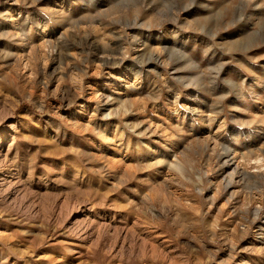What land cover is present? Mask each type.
<instances>
[{
	"label": "rangeland",
	"instance_id": "374dc122",
	"mask_svg": "<svg viewBox=\"0 0 264 264\" xmlns=\"http://www.w3.org/2000/svg\"><path fill=\"white\" fill-rule=\"evenodd\" d=\"M0 264H264V0H0Z\"/></svg>",
	"mask_w": 264,
	"mask_h": 264
}]
</instances>
